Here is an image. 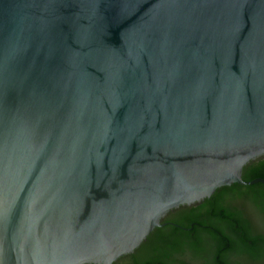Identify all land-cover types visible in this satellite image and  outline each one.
Instances as JSON below:
<instances>
[{
	"label": "water",
	"instance_id": "water-1",
	"mask_svg": "<svg viewBox=\"0 0 264 264\" xmlns=\"http://www.w3.org/2000/svg\"><path fill=\"white\" fill-rule=\"evenodd\" d=\"M264 156V0H0V264H113Z\"/></svg>",
	"mask_w": 264,
	"mask_h": 264
},
{
	"label": "trees",
	"instance_id": "trees-1",
	"mask_svg": "<svg viewBox=\"0 0 264 264\" xmlns=\"http://www.w3.org/2000/svg\"><path fill=\"white\" fill-rule=\"evenodd\" d=\"M242 177L244 180L264 178V156L246 164ZM234 203L241 204L243 209L234 210L231 206ZM249 210L257 217L264 218L262 183H234L218 188L210 199L207 198L193 212L191 206H186L177 214L170 213L162 220L166 225L156 227L134 252L120 257L113 264H237L228 250L248 251L238 239L231 241V247L227 246L222 237L223 214L228 213L237 219ZM250 255L254 259L262 258L256 253Z\"/></svg>",
	"mask_w": 264,
	"mask_h": 264
},
{
	"label": "flooded vegetation",
	"instance_id": "flooded-vegetation-1",
	"mask_svg": "<svg viewBox=\"0 0 264 264\" xmlns=\"http://www.w3.org/2000/svg\"><path fill=\"white\" fill-rule=\"evenodd\" d=\"M214 194H212L210 197L207 198L210 199ZM207 198L203 199L200 202H195L192 204H186L176 207L171 211H169L164 216V218H166L170 213L177 214L181 212V209L185 208L186 206H191V212H193L194 210L197 209V207L201 206L202 203ZM231 206H233L234 210H237L238 208L241 210L243 209V207H241V204L238 203L231 204ZM236 214L238 215L237 212ZM223 216H224V225H223L224 234H222V237L223 240L228 244L227 246L231 247V241L238 239L237 241H240L243 248L246 249L245 251H248V252H244V251L229 249L228 253L232 254L234 261L237 264H264V218L257 217L250 210L248 212H245L244 215H242L237 219L230 217L228 213H224ZM169 223L178 225L174 222H169ZM193 226L194 223L192 224V227ZM251 249H255V251H252ZM243 252L246 254H243ZM253 253L258 254L259 256L261 255L262 258L260 259L252 258L250 254ZM235 255H238L239 258H237V256Z\"/></svg>",
	"mask_w": 264,
	"mask_h": 264
}]
</instances>
